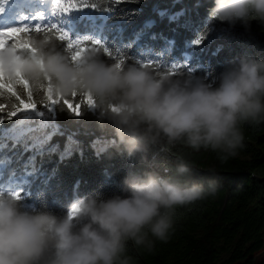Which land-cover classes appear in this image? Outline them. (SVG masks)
Segmentation results:
<instances>
[{"label":"trees","instance_id":"obj_1","mask_svg":"<svg viewBox=\"0 0 264 264\" xmlns=\"http://www.w3.org/2000/svg\"><path fill=\"white\" fill-rule=\"evenodd\" d=\"M63 3L76 7L65 13L55 8L54 0L49 24L39 26L40 34L55 25L70 40L99 41L112 57L123 56L125 64L151 61L154 68L150 69L157 75L174 67L176 74L206 77L211 82L242 58L264 62V26L252 21L246 31L239 23L229 26L216 21L209 15L214 0ZM37 26L13 28H25L31 37ZM67 43L59 40V48L69 54ZM24 55L28 53L24 51ZM102 59L115 62L104 52ZM20 91L26 99V93ZM34 99L38 105L35 113L55 128L37 127L35 118L25 115L8 119L7 112L18 101L7 93L0 95V104L5 106L0 114V164H6L0 169L2 196L18 193L22 207L43 206L63 215L75 200L94 193L126 195L123 181L130 175L173 174L179 156L191 162L193 181L206 183L215 174L222 187L214 197L180 209L173 235L167 243H157L153 253L138 254L130 248L136 264H257L264 235V124L245 127L244 149L226 163L212 152H193L183 145L154 147L143 159L129 158L117 151L111 126L100 121L86 101L81 103L82 96L68 99L74 106L81 104L79 115L70 112L63 101L48 110L44 107L48 101ZM19 122L31 128L12 137Z\"/></svg>","mask_w":264,"mask_h":264},{"label":"clouds","instance_id":"obj_2","mask_svg":"<svg viewBox=\"0 0 264 264\" xmlns=\"http://www.w3.org/2000/svg\"><path fill=\"white\" fill-rule=\"evenodd\" d=\"M209 15L247 31L252 21L264 26V0H214ZM26 43L34 51L15 53L18 60L3 52L0 75L22 77L37 101L50 95L61 102L74 93L91 98L88 109L107 121L117 151L129 158L183 145L226 163L244 149L245 127L264 124V62L242 58L208 82L192 74L157 75L136 62L117 68L95 48L73 60L52 34L34 32ZM193 172L177 156L173 174L130 175L123 181L126 195L94 193L63 215L0 196V264H136L130 248L153 253L173 235L180 209L222 187L215 174L197 183Z\"/></svg>","mask_w":264,"mask_h":264},{"label":"snow or ice","instance_id":"obj_3","mask_svg":"<svg viewBox=\"0 0 264 264\" xmlns=\"http://www.w3.org/2000/svg\"><path fill=\"white\" fill-rule=\"evenodd\" d=\"M119 3L120 0H117ZM75 4H70L68 7H65L63 0H55V8L57 10H62L63 12L67 13L70 11V9L75 8ZM27 29L25 28H13L6 31H0V56H2L4 51L11 50L14 53L13 59H20V56L15 55V53L23 50L28 53L33 52L34 50L31 49L30 45L26 43L27 40L30 39L29 36L26 35ZM36 32H41L42 29L37 26L35 29ZM43 31L47 33H52L58 40L65 41L67 40V49L69 51L70 57L75 60L77 57L82 56L87 51L95 48L97 50L103 49L100 45L99 41H87V40H70L67 33L62 31H57L56 26L53 25L51 28L43 29ZM95 46V47H89ZM103 52L111 57L115 62L114 66L117 68H121L125 63V58L123 56L116 58L112 57L111 53L108 52L107 49H103ZM141 67H147V68H154V63L151 61L147 62H140L136 61ZM175 75L176 71L173 68H171V71L168 73H165V75ZM23 93H26V99L22 97L21 91ZM46 94L48 90H45ZM7 93L10 97H14L16 101H18V104L13 105V110L7 112L6 116L8 119H12L16 117L19 113H32L35 112L38 108L37 102L35 101L31 91L30 86L28 85L27 81L23 80L22 77H17L15 80H10L4 78L2 75H0V95H4ZM77 94H73V97L75 98ZM84 99L81 101V103H84L86 101L87 106L91 107L94 104V101L91 100V98L82 96ZM48 103L44 105L48 110H51L53 106H55L59 101L54 100L51 98L50 95H48L47 98ZM64 104L67 105V108L70 112H72L74 115L80 114V108L81 104H73V102L69 100H64ZM5 106L0 104V114L4 113ZM0 123H3V117H0ZM10 196H13L17 200H19V194L18 193H10ZM2 196V194H0Z\"/></svg>","mask_w":264,"mask_h":264},{"label":"rangeland","instance_id":"obj_4","mask_svg":"<svg viewBox=\"0 0 264 264\" xmlns=\"http://www.w3.org/2000/svg\"><path fill=\"white\" fill-rule=\"evenodd\" d=\"M0 2L4 4L0 6V31H6L12 29L13 27L27 26L31 23L44 26L49 23L48 17L51 16V5L54 4V0H0ZM18 115H25L24 118H35V125L37 127L51 125L55 128L50 121L46 118H41V116L35 112L28 114L19 113ZM18 125L20 126L17 127V130L13 133L12 137H18L31 128L30 125H23L22 123ZM48 135L49 133L45 135V137ZM4 161H7V158H4ZM27 161L30 164V158H28ZM5 165V162L3 165L0 164V169H3ZM0 193H5V190L0 191ZM263 261L264 235L263 247L256 255L255 263L259 264Z\"/></svg>","mask_w":264,"mask_h":264},{"label":"bare ground","instance_id":"obj_5","mask_svg":"<svg viewBox=\"0 0 264 264\" xmlns=\"http://www.w3.org/2000/svg\"><path fill=\"white\" fill-rule=\"evenodd\" d=\"M24 2V1H23ZM0 17H1V15H0Z\"/></svg>","mask_w":264,"mask_h":264}]
</instances>
